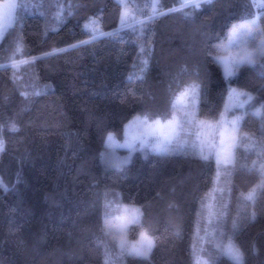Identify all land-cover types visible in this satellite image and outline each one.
I'll return each instance as SVG.
<instances>
[{
    "label": "trees",
    "instance_id": "16d2710c",
    "mask_svg": "<svg viewBox=\"0 0 264 264\" xmlns=\"http://www.w3.org/2000/svg\"><path fill=\"white\" fill-rule=\"evenodd\" d=\"M182 4L18 0L19 22L0 42V264H106V249L108 264H197L201 246L209 264L210 257L232 264L197 235L217 225L209 205L225 213L219 227L244 264H264V119L253 115L264 105V58L231 79L214 60L234 25L257 18L264 29V9L256 0ZM125 12L134 28L122 26ZM194 85L205 120H218L230 86L254 98L237 129L233 162L220 175L215 157L178 147L105 165L110 133L121 138L136 115L167 117L170 102ZM253 188L255 203L245 201ZM122 208L142 213L127 226V240L151 236L146 259L120 255L105 235L106 219Z\"/></svg>",
    "mask_w": 264,
    "mask_h": 264
},
{
    "label": "snow or ice",
    "instance_id": "6c2138e0",
    "mask_svg": "<svg viewBox=\"0 0 264 264\" xmlns=\"http://www.w3.org/2000/svg\"><path fill=\"white\" fill-rule=\"evenodd\" d=\"M211 3V0H208ZM201 5L196 2L182 4L181 7L199 8ZM18 5L15 3H9L6 5V11L4 21L0 24V35L13 29L19 22V17L15 14V10ZM19 7H24L20 5ZM127 8L128 6L125 5ZM153 10L158 7L157 5H151ZM257 7L264 9V4H259ZM151 19V17H149ZM122 26L134 28L133 24L127 22V12L122 14L121 17ZM143 25L144 21H140ZM92 26V37L95 38V33L98 31L97 22L95 20L90 21ZM87 27V26H86ZM257 34L264 37V29H260L257 23V18L246 20L239 25H234L228 37L227 45H219L218 50L228 51L233 46L237 47L239 51L236 55L229 56L227 58L216 56L214 60L220 63L224 69V75L226 79L233 78L239 68L243 65L255 66L257 60L264 58V38L259 40V43L254 49L249 50L250 40H255ZM19 51V48L17 49ZM144 64L147 61L143 62ZM199 95V86L194 85L190 89L185 90L176 96L170 102L171 111L167 117L164 118H151L148 115L143 117H136L128 125H126V140L123 144L115 145L121 148H128L129 150H136L137 145L139 149H151L159 153H167L174 148H181L185 151L191 150L198 154L203 160H210L215 157L217 164L221 163V152L234 148L236 146V137L234 133L237 131L240 117H236L233 120L218 121L216 128L220 132L221 141L219 146L213 144H204L203 142H197L199 140V132H194V129H200L205 126L204 121H200L194 112L195 103ZM190 98V99H189ZM253 96L247 92L231 89L229 96V105L226 107V111L232 109H244L246 105H250L253 101ZM244 113H241L243 115ZM253 115L264 119V105L256 108ZM211 126V125H209ZM14 128V126H13ZM128 129H134L131 133ZM195 135L196 140H192L191 137ZM228 143L226 144V139ZM115 144L112 134L107 137V146L113 147ZM251 147V146H249ZM255 163V162H254ZM262 174H264V165H261ZM264 187V185H261ZM257 189L253 188L246 195L243 196L245 201L255 203L257 197ZM210 211V217H215L217 220L216 227H212L209 230L208 227L204 229V235H199V229L197 235L200 241L213 243L214 247L218 250L219 256L227 257L232 264H244V254L240 248L234 243L231 236H228L225 240L226 234L219 227V220L223 218L225 213L220 212L216 214L211 211V206H208ZM142 213L138 209L129 210L122 208L121 215L106 219L105 221V235L111 236L115 240L120 249V255H131L141 258H148L152 247L154 246L153 240L147 235V233H141L140 240L135 243H130L127 240V226L129 224L138 223L139 217ZM115 221V222H114ZM213 223L212 219H209V225ZM236 227V221H233V229ZM204 248L201 246L198 249L196 256L197 264H209L208 260H203L199 252H203ZM111 259L110 252L106 249V264ZM211 264H216V257H210Z\"/></svg>",
    "mask_w": 264,
    "mask_h": 264
},
{
    "label": "rangeland",
    "instance_id": "374dc122",
    "mask_svg": "<svg viewBox=\"0 0 264 264\" xmlns=\"http://www.w3.org/2000/svg\"><path fill=\"white\" fill-rule=\"evenodd\" d=\"M119 1L122 2V3H125L127 0H119ZM17 2H18V0H3V1H0V24H2L3 21H4L6 5L9 4V3L17 4ZM184 2H185V4L186 3H192V2H196V3L201 4L203 2H208V0H184ZM259 4H264V0H256V5H255L256 8H257V5H259ZM4 34L5 33L0 35V42H1ZM227 43H228V40L223 45H227ZM250 46H251V40L249 42L248 47H249V50H252V48ZM238 51H239V49L237 47L233 46L228 51H223V53H222V55L220 57H225V58H227L229 56H233L234 57ZM223 71H224V69H223ZM231 89H236L238 91L247 92L250 95H252L248 91L239 90V89H237L235 87L230 86L229 93H228L227 99H226V101L224 103L223 110H222L218 120H215V121L205 120V119H202L201 117H199L197 115V105H198V98H197L196 103H195L196 109L194 108V112H195L196 117L200 121H204L205 122V126L204 127L200 128V129H194V132H196V131L199 132V140L197 142H203L206 145L210 143V144L219 146L220 141H221V136H220L219 130L215 126H216L217 122L221 121L222 119L230 121V120H233L234 118L239 116L240 117L239 123H238V126H239V124H240V122H241V120L243 118V115H241V113H243V111L246 110L247 105L245 106L244 109H232L231 111H226V107L229 105V96H230ZM138 116L139 117H143V116H140V115H136L134 118H136ZM134 118L131 119L129 122H127L126 125H128L131 121H133ZM126 125L124 127L123 136L121 138L118 137L114 133H110V134H112V136L114 138L115 144L111 148L108 147L107 151L103 155V161H104L105 165H107V166H120L122 164H128L132 160V158L135 155V153H137L138 151L141 150V149H139L138 145H137V149L136 150H129L128 148H121V147L115 146V145L123 144L125 142V140L127 138V136H126ZM209 125H211V126H209ZM133 130L134 129H128V132L131 133ZM234 135L236 137V142H237V131L234 133ZM191 138H194V140L197 139V137L195 135H193ZM227 143H228V141L226 139V144ZM234 149H235V147L231 148L229 150H226L224 152H221V156H220L221 163L219 165L217 164V172H218L219 175H220L219 167L227 166V165L232 164L233 158H234ZM133 209H137V208H133ZM139 212H140V210H139ZM149 237H151V236H149ZM153 243H154V241H153Z\"/></svg>",
    "mask_w": 264,
    "mask_h": 264
}]
</instances>
